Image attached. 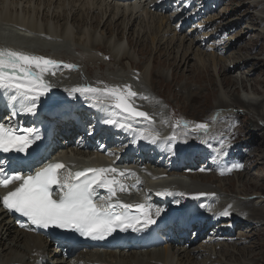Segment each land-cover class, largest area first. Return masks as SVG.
Returning a JSON list of instances; mask_svg holds the SVG:
<instances>
[{
    "label": "bare ground",
    "instance_id": "bare-ground-1",
    "mask_svg": "<svg viewBox=\"0 0 264 264\" xmlns=\"http://www.w3.org/2000/svg\"><path fill=\"white\" fill-rule=\"evenodd\" d=\"M148 1L149 0H144L145 4L141 6L140 0H134L133 5L130 6V4H121L109 0H0V30L4 31V33L2 34L3 35L2 42L14 41V43H16L17 42L16 40H18L20 42L27 44V45H23L25 49L33 48V53H35L39 49L47 52L53 48L59 49L62 46L72 47L73 45L76 44L74 43V41H77L79 43L81 42V44L85 46L86 50H88L86 51L88 56L85 58V62L100 60L98 59L97 56L93 54L89 55L90 51L91 53L92 51H94V54L96 52H100L108 61L109 60L111 61L112 59L115 58V55L117 57V54L114 51H119L118 52L119 55L122 54L121 53L122 46H120L118 39L122 37L124 31L123 26L125 27L126 30L127 27L129 26L128 31L130 32L134 23L138 22V25L141 26V23L144 22V24L146 23V26H144L139 31V33L141 35V38H144V36H146L148 39H150V45L152 49H154L153 51L155 53V57L153 60L155 59L163 60L165 56V57H169L170 60L177 59V61L181 63L182 66L185 65L187 67L189 66L190 60H192L190 56L192 54H195L197 60L200 63V66L205 65V59L203 58L206 57L209 59L211 65L214 68L212 69V71L214 72L215 76L221 78L219 83L222 86L223 85L225 86L226 83H229V85H231L234 84L236 81L242 82V80L241 79L239 80V78L238 80L236 78V80L233 81L227 76L222 77V74L220 75L221 68L217 67L218 62L221 59H223V62H227L226 63L227 65L230 61L229 57L231 58L233 57L232 56L233 53H229V52L234 49H238L237 39H236V35L238 34L237 27L231 25L229 20L223 19L224 14L221 17H219L220 14L218 15L219 17L218 20L220 21L219 26L223 28L224 32L235 31V37H233L235 41L234 43H232L233 41L229 42V40L222 42L224 43L222 49H220L218 46L222 43H217L218 44L217 45L216 42H213L211 44L212 47L210 48H212V51H215V53L219 52L218 57H216L215 54L205 53L203 51L204 49L200 47V43L208 39V35L205 34H203V38L201 40L191 39L190 37H188V34H186V36L184 35L181 36V38L178 39L179 46L176 48V51H174L175 48L172 46L170 47V45H172L175 41L177 42V34L174 30V27L171 28L169 23L170 20L156 11V8H158V10H165L166 5L169 4L172 0H163V3L162 0L161 2H156L155 0H151L149 2ZM228 2L229 0H219L212 6L211 9L213 10L214 13L219 12L220 10L221 11L225 10L226 12ZM263 2L264 1H256L255 3H263ZM79 16H84L86 27H84L83 21L77 20ZM122 17H123L122 22L120 24H116V22L119 21L120 18ZM38 18H41V21L44 23H39ZM49 19H51L52 21L55 20L56 22L57 21L61 22L62 25L60 26L59 30H57V28L55 29L52 28V26L49 24ZM88 19L90 20L89 23L86 22V20ZM68 20L70 21L68 22ZM126 20L127 22L125 23ZM209 20H211V18L205 20V23L211 25L209 24ZM88 27L93 29H98L99 27H101L100 29L103 28L105 32L110 36H112L115 33L118 39L116 38L115 44L113 46H110L107 40L108 37L105 36L103 37L101 35V37L99 38L97 36V32L94 33L87 32ZM168 34L173 35V37L169 41L167 39ZM215 36L216 35H214V37ZM210 38L212 37L210 36ZM241 40H242V36H241ZM127 41L131 46L134 45L135 47H137L138 53L142 56L139 63L132 62L133 66L135 67L134 69L136 70L139 64L141 63V60L144 59V57L149 54L150 50L148 51V47L143 42V40H138L134 42L133 38L129 36L127 37ZM187 41L189 42L188 45H186ZM166 42L169 43L168 47H165ZM193 50H195L194 53ZM172 53H174V57H171ZM123 59H127V57H125V54H122L121 59L118 60V63ZM237 63L238 64L241 63V60L238 59V62H236L235 64L228 65L227 72L228 70H231L233 68H234L233 72L239 70V68L237 69L235 68ZM102 66H104V63L98 64V67L100 69H103ZM142 66H143V62H142ZM153 74L154 72L150 71L149 76ZM79 76H81V74H79ZM142 77H143V73H142ZM144 79L145 78L143 77V80ZM253 82L255 86H252L253 85L252 84L251 90L252 93H256L255 88L256 85L258 84V81L253 80ZM103 83L109 86L114 85L106 81H103ZM252 93L249 94L247 93L243 98H241L250 101L248 103H245L243 108L245 109L246 108L248 109L250 107L258 108V106L261 105V111L260 109H258L257 112L260 118H264V103L259 104V100H254L255 99L254 96H251L253 95ZM73 94L69 95L68 93L67 95L72 97ZM48 98L43 99L41 97L40 101L47 100ZM219 102L222 103L221 105L225 104L222 98L220 99ZM144 106L145 109L150 113V115H152L153 118H156V120L154 124H144L142 122L138 123V127H141L142 130L144 128L145 131L148 130L158 133L163 132L164 127L157 121L160 119L161 120L164 119L165 116L164 113L160 112L159 109L153 110V109H149V106L147 105ZM228 114L224 115L223 117L221 116L219 119H217V123L215 124H219L222 119H224L226 116H229ZM169 132L171 133V136L173 135L175 136V139L177 141H181L184 144L185 148H190L193 145V143L195 142L198 143L201 142V140H204V137L202 136H196V135L190 136L188 137V140L192 142L191 145L187 141L183 140L187 136L185 132H180L174 129L169 130ZM219 135L221 138L208 137L209 135L206 136L204 143H207L209 142V140L214 138L220 143L224 142V144L226 145L229 141L227 139H223L224 135L222 131H219ZM131 141L133 142V137L130 138L127 135H124L121 140V142H124L127 145L130 144ZM121 142L120 140H118L114 144L115 145L118 144L120 146ZM135 145L138 144L133 143L132 146L129 148V151L123 157L117 154H111L110 155V157H112L111 166L115 167L118 171L122 170L126 172L127 170L130 169V171H127L126 173H134L133 165L138 164V161L134 162L132 156L136 151L141 150L140 147H137ZM221 146L217 144L214 145V147L219 152L215 158L219 157L220 154H226L232 152L230 151L231 145H226V147H224L223 150H221L222 149ZM236 146L240 150H244L243 148L240 147V145L236 144ZM93 149H95V147L86 144H79L75 148L78 154H86L88 151ZM234 149L235 146H233L232 150ZM68 152H73V151L70 150ZM246 156H249V154ZM246 156L239 158L240 161L243 162L241 170L247 169V168L245 169V166L247 167V163H248ZM215 158L209 163L208 167L213 166L214 162H217ZM100 159L104 160L102 157H100ZM145 161L146 160H142L140 163H144ZM171 169L180 173L183 176H186L188 179L187 181H185V179L182 180V178H180L179 180H174L172 182H182L183 187L193 190H195L193 188L194 183L196 184L197 189L201 188V191H204V188L209 187L207 184L210 183L214 184L218 182L220 184L221 182L224 181L219 179L215 174L212 177H210V176L198 174L193 171H188L186 169L185 164L179 166L173 165ZM161 175L151 171L150 173L146 174L145 175L146 188L149 189V187L150 188L156 187L155 189L158 190L159 192L165 191L166 190L165 188L172 183L170 182L168 185H164L167 182L168 178H166L164 181L158 180L157 183L160 184H157L153 181L155 178ZM172 175L179 177L174 173ZM125 176L128 175L126 174ZM118 177L117 179H119ZM129 180L130 178L127 181ZM262 181H264V178L260 181V183ZM125 184L126 186H128L130 184H134V182L130 181ZM247 184L255 185L254 183H250V182H248ZM210 190L209 191L205 190L203 194L206 196L216 195L218 200L221 199V196L218 195V192H215L213 189ZM250 190H253V188H251ZM262 191L264 192V190H260L259 193H254L255 196L253 199L233 198V200L231 199L232 200L231 202L226 201L225 204L220 203L218 205L219 212L223 213L227 211L229 213L226 216L225 215L221 216V221H224L223 222L224 224H227L230 221H232L234 218H239L240 216L242 217L243 220L235 225L236 227L233 232L226 233L221 238L214 240L213 241L214 243L212 242L207 243L206 247L200 245L195 246L193 244H188L187 242H177V243L172 242V243H164L161 249H157L154 251L147 250L144 252V254H141L142 255L141 257H138L136 259L132 255L125 257L122 252L116 255L114 252L99 253L93 251L92 254L83 253L80 256L86 258L84 264H236V263L253 264L254 262L250 260L244 259L239 262H233L231 259L233 256L232 252H234L235 249H243L244 247L247 248L251 246L255 241V237L257 236V234L259 235L260 234L259 232L261 231L264 233V199L261 198L263 193ZM243 192L248 193V191H244V190ZM197 195L198 194L192 196H197ZM236 195L248 197L247 194H241V192L237 193ZM207 200H212V197H208ZM158 218L159 217L155 218L156 221L158 220ZM161 223L162 220L157 221L154 224V226L159 227ZM214 226L215 225H213L212 227ZM245 230L246 232H250V233L242 234V231ZM147 231L148 229L145 230V232ZM249 236L251 238V244L245 246L244 244L246 241L248 242ZM261 238L262 240H259L258 246L263 251L259 253V256H262V253H264V236ZM142 240L145 241L147 240V238L143 237ZM216 241H221V242L215 244ZM53 246H55V243L48 242L47 239H44L42 235L32 231L28 226L23 225L21 223L13 222L7 217V215L4 212L0 211V257L1 254L12 253V252L21 253L22 255L26 253V255H24L26 256L25 259L21 257L10 258L0 264H47V263L64 264L66 263L67 262L65 260L66 254L63 253L62 250H57L56 248L54 250H51ZM186 246L189 247L187 248ZM248 250H252V249L249 248ZM252 255H254V252ZM39 259H41L42 261L39 262ZM263 259L264 257L260 258L258 260V263L256 262L255 264L264 263ZM67 263L70 264L69 262ZM76 264H78V262H76Z\"/></svg>",
    "mask_w": 264,
    "mask_h": 264
},
{
    "label": "rangeland",
    "instance_id": "rangeland-1",
    "mask_svg": "<svg viewBox=\"0 0 264 264\" xmlns=\"http://www.w3.org/2000/svg\"><path fill=\"white\" fill-rule=\"evenodd\" d=\"M256 1L264 0H229L227 8L225 7L226 12L225 10H220L219 12L212 13L208 16L211 18L209 24L213 23V25H217L216 27H221L218 26L220 24L218 18L224 14L223 19L229 20L231 25L237 27L238 34L236 35V39L238 49L229 52L233 53V57H229L230 61L227 65V62H223V59L217 64V67L221 68L220 75L222 74V77L227 76L233 81H235L236 78L237 80L238 78L239 80H242V82H233L234 84L231 85L226 83L225 86H222L219 83L221 78L215 76L212 71L214 68L206 57L203 58L205 59V65L200 66L197 57L195 54H192L190 56L192 60H190L189 66L187 67L185 65L182 66L177 59L170 60L169 57L165 56L163 60H153L155 53L150 45V39L146 36L141 38L139 33V31L146 26V23L144 24V22L141 23V26L138 25V22L134 23L130 32L128 31L129 26L127 27V30L123 26L124 31L120 39L116 37L115 33L112 36L108 35L103 28L100 29L101 27L98 29L87 28V32H97L99 38L101 35L103 37H108L107 40L110 46L115 44L116 38L118 39L120 46H122L121 53L125 54V57H127V59H123L119 63L118 60L121 59L122 56L121 53V55L118 54L119 51H114L117 54V57L114 54L115 58L111 61H108L100 52L94 54V51H92V53L90 51L89 55L93 54L100 60L85 62V58L88 56L86 51L88 50H86L81 42L79 43L77 41H74L76 44L72 47L62 46L59 49H51L46 54H43V56L50 59L52 57V59H58L62 62L72 63L74 64L75 69H79V73L76 74L70 71L71 74L68 75L66 79H62V85L69 82H76L78 85L102 88L105 86L103 81H106L114 85L131 86V90L138 93V96L135 98L137 104L139 103V105H143L144 108V105H147L149 106V109H159L160 112L164 113V119H160L157 122L168 132L171 129L177 131L183 129L188 130L190 133H197L202 137L208 135V137H220L219 131H222L224 135L223 139L230 141V151H233V146L236 147V144H238L244 149V155L249 154V156H246L248 163L247 167L245 166V169H247H242L241 171L236 169V171H232L230 174H225L227 180L224 178L221 179L224 181L220 184L219 182L207 184L209 187H206V190L209 191L210 189H213L215 192H218V195L221 196L220 201H218L219 204L226 201L231 202L233 198L253 199L255 196L254 193H259L260 190H264V181L260 183L264 178V118H260L257 112L258 109L261 111V105L258 106V108L250 107L245 109L243 106L250 101L241 98L247 93H252L251 88L252 86H255L253 80H257L258 84L255 88L256 93H252L253 95L251 96H254V100H259V104L264 103V19H262L264 18V2L255 3ZM219 14L220 16L218 17ZM205 19H207V17ZM77 20L83 21L84 27H86L84 16H79ZM122 20L123 17L120 18L116 24H120ZM69 21L70 20H68V22ZM38 22L44 23L41 21V18H38ZM86 22L89 23L90 20L88 19ZM126 22L127 20L125 23ZM49 24L53 29L57 28V30H59L62 25L60 21L56 22L51 19H49ZM170 26L173 28L176 26V23L170 24ZM176 34L177 42L175 41L173 43L174 46L173 44L170 45V47L172 46L175 48L174 51H176V48L179 46L178 39L189 33L187 31L179 33L178 31ZM210 34H213V32H210L209 35ZM129 36L133 38L134 42L143 40L148 47V51L150 50L149 54L141 60V63L136 70L134 69L135 67L132 62L139 63L142 56L138 53V48L134 45L131 46L127 41V37ZM172 37V34H168V41ZM233 37H235V31H229L225 37H219L213 42H216L217 44L229 40V42L233 41L232 43H234L235 39ZM168 44L169 43L166 42L165 47H168ZM188 44L189 42L187 41L186 45ZM211 44L200 47H212ZM218 46L222 49L224 43ZM203 51L207 54H215L216 57H218L219 52L215 53V51L212 50L206 52L205 49ZM194 52L195 50H193V53ZM171 57H174V53L171 54ZM238 59L241 60V63H237L235 68H239V70L235 69L236 72H233V68L227 72V66L235 64L238 62ZM99 63H104V66H102L103 69L98 67ZM150 71L154 72L151 76H149ZM142 73L145 78L144 80ZM79 74H81V76H79ZM143 96H147L149 99H142L141 97ZM221 98L225 102L224 105H221L222 103L219 102ZM226 114L229 116L222 119L219 124H215L217 123V119ZM198 123L207 124V130H196L194 125ZM185 124L188 126L185 127ZM193 145L199 147L202 145V142H195ZM221 145L222 143L219 144V146ZM224 147H226L225 144L223 145V148ZM239 154L242 155L241 152ZM224 155L225 154H220L215 160H220ZM248 182L254 183L255 185H249L247 184ZM251 188H253V190H250ZM182 190L186 193L190 191V189ZM243 190L248 191V193L243 192ZM239 192H241V194H247L248 197L237 196L236 194ZM261 198L264 199V192L262 193ZM248 233L250 232H246V230L242 231V234ZM259 233L260 234H257L255 241L251 246L247 248L244 247V250L235 249V251L232 252L233 256L231 260L233 262H239L245 259L253 261V264H255L256 262L258 263L260 258L264 257V253H262V256H259V253L263 250L258 246V242L259 240H262L261 237L264 236V233L262 231ZM248 244H251L250 236L248 242L246 241L244 245L247 246ZM196 245L199 246V244ZM162 247L152 249V251L161 249ZM249 248L252 250H248ZM106 252H114L116 255L119 254L117 251ZM144 252L145 251H129L122 253L125 257L132 255L136 259L141 257V254H144ZM253 252L254 255H252ZM24 255H26V253H24ZM24 255L17 252L1 254L0 263L10 258L21 257L25 259L26 256ZM76 260H78V255L72 257L68 262H76ZM79 263H83V259L79 260Z\"/></svg>",
    "mask_w": 264,
    "mask_h": 264
},
{
    "label": "snow or ice",
    "instance_id": "snow-or-ice-1",
    "mask_svg": "<svg viewBox=\"0 0 264 264\" xmlns=\"http://www.w3.org/2000/svg\"><path fill=\"white\" fill-rule=\"evenodd\" d=\"M56 66V61L43 56L0 49V91L6 94L14 112L36 115L37 102L51 89L45 74L52 71L54 75ZM64 67L72 69L74 66ZM73 93L88 96L92 101L91 107L114 108L123 113L126 119L151 120L149 113L140 111L133 103L138 93L132 91L129 85H105L102 88L84 86L71 89L69 95ZM141 98L149 99L147 96ZM104 122L117 125V121L113 119H106ZM117 126L121 129L131 128L129 123H119ZM194 128L207 130L208 125L198 123ZM40 139L38 131L33 128L20 133L11 125L0 123V153H25ZM139 139L157 143L161 137L158 132L141 131ZM167 139L170 142L175 136ZM223 144L224 142L221 150ZM233 167L238 170L242 166L234 164ZM65 168L66 165L60 162L48 163L34 174L23 175L19 172L5 174V169L0 167V187L7 189L10 184H16L0 198V205L10 213H18L27 218L31 225L43 229L55 227L69 230L93 240L105 239L117 230L145 231L157 222L150 205H135L137 214L133 215L129 211L133 205L122 203L116 198L118 192L129 190L117 177L135 173L118 171L114 167L86 168L75 173L63 172ZM97 189H106L108 192L106 197L101 198V203H95L93 199ZM54 191H57L55 198ZM157 195L170 196L173 193L165 190ZM163 211L156 209L155 217H159ZM228 214L227 211L222 213L225 216Z\"/></svg>",
    "mask_w": 264,
    "mask_h": 264
}]
</instances>
